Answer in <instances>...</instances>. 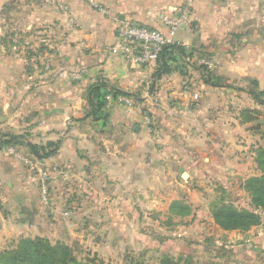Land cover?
I'll return each mask as SVG.
<instances>
[{
	"label": "crops",
	"instance_id": "obj_1",
	"mask_svg": "<svg viewBox=\"0 0 264 264\" xmlns=\"http://www.w3.org/2000/svg\"><path fill=\"white\" fill-rule=\"evenodd\" d=\"M28 9L21 30L14 28L17 22L11 26L12 23L0 19V75L2 63L11 60L13 64L6 72L13 73L33 62V55L29 59L20 58L26 50L30 54L36 52L42 62L28 68L30 75L40 73L42 64L49 69L41 73L40 85L13 86V94H27V104L10 109L6 104L0 105V130L28 132V142L60 141L51 156L62 159L65 166L59 172L74 174L75 170L93 171L100 166L108 179L111 174L113 180H118L117 186L131 181L133 186L145 187L152 182L146 176V167L153 169L156 158H160V150L146 146L161 142L163 137H169L167 141L173 142V146L182 142V137L188 141L191 133L184 130L178 134L173 127L188 124L182 122L190 116L194 119L196 107L203 108L201 102L213 92L210 85L204 84L197 89L182 88L181 74L173 70L171 61L168 62L171 70L158 78L153 77L157 62L151 66L128 63L119 50L121 23H135L164 33L171 31L169 44L193 47L192 55L187 58L191 62L198 61V57L209 58L216 65L214 75L233 84L228 88L234 92L241 88L237 85L241 79L264 87V0H41L40 8ZM182 10H186V18L169 29L171 26L163 18L178 17ZM7 34L11 36L9 45L24 48L22 55L21 50L4 49ZM15 37L19 41H14ZM19 60L23 63H16ZM99 78L130 95L105 99L106 119L84 118L89 111L88 87ZM194 98L198 105L192 108ZM197 121L200 125L206 123L203 117ZM220 135L215 132L211 136ZM187 155L173 147V166L177 164L181 168L183 162L189 163ZM3 157L0 154V174L3 169V173L8 172L9 181L4 187L0 182V195L4 196L0 200L1 241L20 234L27 236V225L31 226L41 204L29 172L25 169V181L20 180L18 174L23 169ZM197 164L208 171L213 168L208 160L202 159ZM152 173L151 177L156 178L157 171ZM123 217L122 214L119 219Z\"/></svg>",
	"mask_w": 264,
	"mask_h": 264
},
{
	"label": "rangeland",
	"instance_id": "obj_2",
	"mask_svg": "<svg viewBox=\"0 0 264 264\" xmlns=\"http://www.w3.org/2000/svg\"><path fill=\"white\" fill-rule=\"evenodd\" d=\"M31 6L40 8L41 0H0V19L12 23L11 26L17 22L14 28L21 27V30ZM10 38L7 34L4 49H18L22 55L24 48L19 45L13 48L8 42ZM19 39L15 37L14 41ZM27 53L26 50L20 58L29 59L33 55L34 60L19 72H6L13 64L11 60L2 63L0 105L6 104L9 109L27 104V94H13V86L40 85L41 73L49 69L42 64L40 73L30 75L28 68L42 62L36 52ZM207 59L198 57V61L179 60L173 64V70L181 74L182 88L197 89L204 84L210 85L213 92L201 102L203 108L196 107L194 98L190 104L196 107V112L192 111L194 119L190 116L182 122L188 124L176 126V130L173 127L175 133L181 134L184 130L191 133L188 141L182 137V142L173 146V142L167 141L169 137H163L161 142L146 146L160 150V158H156L157 165L153 169L146 167V176H150L152 182L145 187L133 186L131 181L117 186L118 180H113L111 174L108 179L100 166L93 171L75 170L74 174L59 172L65 166L62 159L52 158L55 153L45 156L55 149L54 144L33 140L31 143L39 148L35 154L28 146V132L16 134L0 130L1 156L23 169L18 174L20 180L25 181L23 173L29 172L33 177L30 182L41 199L31 226L25 228L28 235L20 234L4 241L0 238V253L13 250L21 238L42 237L51 244H66L76 259L86 263L161 264L169 260L181 264H264V206L252 195L259 183L246 184L249 177L260 176L264 168V105L247 90L264 92V87L241 79L237 82L241 88L234 92L228 88L233 84L214 75L216 65ZM19 61L16 63H23ZM194 70L197 72L192 74ZM223 86L225 88H220ZM107 94L113 95L108 90L105 96ZM201 117L208 127L206 123L198 124ZM212 129L221 135L212 137L215 133ZM180 146L183 149H179ZM173 147L188 153L190 162H183L181 168L177 164L173 166ZM202 159L211 162L212 170L199 167L197 163ZM88 162L91 163L89 158ZM154 171H157L156 178L151 177ZM3 172L4 169L0 182L4 187L9 175ZM159 178L164 181L159 182ZM154 182L162 184L158 186ZM2 199L4 196L0 195ZM174 201L187 205L188 214H182L185 209L179 205L171 209ZM219 205L252 211L258 222L245 229H223L212 216L213 209ZM119 212L124 215L123 220L119 219L122 216Z\"/></svg>",
	"mask_w": 264,
	"mask_h": 264
},
{
	"label": "trees",
	"instance_id": "obj_3",
	"mask_svg": "<svg viewBox=\"0 0 264 264\" xmlns=\"http://www.w3.org/2000/svg\"><path fill=\"white\" fill-rule=\"evenodd\" d=\"M194 48H186L179 44H166L157 59L156 71L153 74L154 78H158L161 73H167L171 70L169 61L176 63L177 61H185L192 55ZM200 68H204L203 66ZM206 81V79H205ZM257 85V82H254ZM213 85V84H212ZM215 86H218L215 84ZM107 90L115 95H130L129 93L119 91L107 84L103 78L97 79L94 83L89 85L87 90V101L89 111L84 118H91L93 120L106 119L107 115L103 111L104 98ZM249 94L259 103L264 105L263 91H256L254 89L247 90ZM17 136V135H16ZM14 139V135L10 136ZM18 137V136H17ZM49 145L54 144L55 149L59 146L60 141L49 142ZM1 145V143H0ZM29 148L35 154H38V146L31 142L28 143ZM54 149V150H55ZM50 151L45 156L54 153ZM259 183V186L252 191L253 198L261 201L264 206V168L260 176L249 177L246 184ZM179 201H174L171 209L182 206L185 211L182 214H188V206L181 205ZM215 222L223 229H245L250 225L258 222L257 215L247 209H237L232 205H219L213 209L212 213ZM0 264H96L93 262H83L78 260L73 255L72 250L63 243L51 244L50 241L42 237L21 238L17 246L10 251L0 253ZM102 264V263H99ZM161 264H181L178 261L164 260Z\"/></svg>",
	"mask_w": 264,
	"mask_h": 264
},
{
	"label": "built area",
	"instance_id": "obj_4",
	"mask_svg": "<svg viewBox=\"0 0 264 264\" xmlns=\"http://www.w3.org/2000/svg\"><path fill=\"white\" fill-rule=\"evenodd\" d=\"M186 18V10H182L180 15L175 18L164 17L163 22L174 29ZM121 40L119 50L122 57L128 63L137 66H151L155 62L162 51L164 45L169 44L170 35L158 29L148 28L135 23H121L118 27ZM110 94L105 99H110ZM128 103L129 99H125Z\"/></svg>",
	"mask_w": 264,
	"mask_h": 264
}]
</instances>
